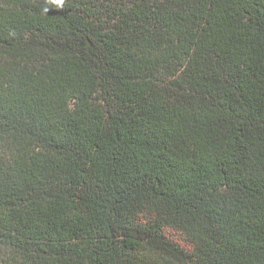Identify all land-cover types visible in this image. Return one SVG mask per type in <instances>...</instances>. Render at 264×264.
I'll return each instance as SVG.
<instances>
[{"label":"trees","instance_id":"16d2710c","mask_svg":"<svg viewBox=\"0 0 264 264\" xmlns=\"http://www.w3.org/2000/svg\"><path fill=\"white\" fill-rule=\"evenodd\" d=\"M0 264H264V0H0Z\"/></svg>","mask_w":264,"mask_h":264},{"label":"clouds","instance_id":"9594fccd","mask_svg":"<svg viewBox=\"0 0 264 264\" xmlns=\"http://www.w3.org/2000/svg\"><path fill=\"white\" fill-rule=\"evenodd\" d=\"M50 2L55 4L57 7H61L64 4V0H50ZM44 11L46 12L48 9H45Z\"/></svg>","mask_w":264,"mask_h":264}]
</instances>
